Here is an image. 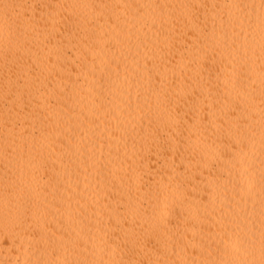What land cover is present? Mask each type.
I'll return each mask as SVG.
<instances>
[{
	"label": "bare ground",
	"instance_id": "1",
	"mask_svg": "<svg viewBox=\"0 0 264 264\" xmlns=\"http://www.w3.org/2000/svg\"><path fill=\"white\" fill-rule=\"evenodd\" d=\"M0 264H264V0H0Z\"/></svg>",
	"mask_w": 264,
	"mask_h": 264
}]
</instances>
